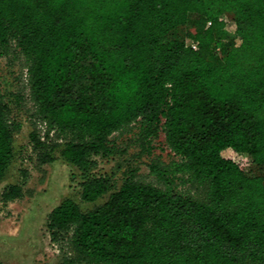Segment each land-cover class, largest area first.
<instances>
[{
	"label": "trees",
	"instance_id": "obj_1",
	"mask_svg": "<svg viewBox=\"0 0 264 264\" xmlns=\"http://www.w3.org/2000/svg\"><path fill=\"white\" fill-rule=\"evenodd\" d=\"M13 43L27 59L37 162L77 167L82 201L114 187L95 157L138 121L180 158L152 166L164 185L132 174L91 209L56 206L47 229L66 248L61 264H264V176L223 155L264 167V0H0V52ZM19 129L0 94V181ZM23 196L22 183L1 194Z\"/></svg>",
	"mask_w": 264,
	"mask_h": 264
},
{
	"label": "rangeland",
	"instance_id": "obj_2",
	"mask_svg": "<svg viewBox=\"0 0 264 264\" xmlns=\"http://www.w3.org/2000/svg\"><path fill=\"white\" fill-rule=\"evenodd\" d=\"M230 39L238 42L235 22L231 14L222 16ZM198 19L191 14V20ZM27 59L17 44L0 52V94L11 109V117L20 124L14 136V157L0 181V264H61L66 248L51 241L47 222L51 211L62 201L71 198L84 210L105 202L109 195L120 188L125 178L134 174L138 179L164 185L152 172L153 165L169 168L179 161L166 143L161 129L157 135L146 136L141 122L115 132L110 137L107 154L95 157L93 172L112 176L114 187L95 202H84L80 195L81 172L58 153L57 160L40 164L30 138L34 130L31 114L34 110L30 99L26 75ZM43 134L45 125H37ZM226 158L242 161L244 170L264 176V167H254L250 157L232 148L223 151ZM178 189H188L177 176L173 177ZM22 183L24 196L2 201L3 189L10 184Z\"/></svg>",
	"mask_w": 264,
	"mask_h": 264
},
{
	"label": "built area",
	"instance_id": "obj_3",
	"mask_svg": "<svg viewBox=\"0 0 264 264\" xmlns=\"http://www.w3.org/2000/svg\"><path fill=\"white\" fill-rule=\"evenodd\" d=\"M188 43L193 47V48H197V44L193 41V40H190V41H188ZM239 154H241V155H245V156H247V157H249L248 155H246V154H244V153H240L239 152ZM235 161V160H234ZM236 162L237 163H239L241 166L244 164L242 161H239V160H236ZM243 167V166H242Z\"/></svg>",
	"mask_w": 264,
	"mask_h": 264
}]
</instances>
